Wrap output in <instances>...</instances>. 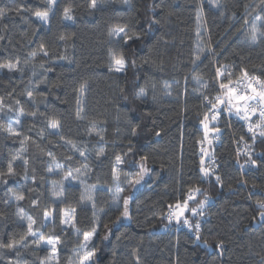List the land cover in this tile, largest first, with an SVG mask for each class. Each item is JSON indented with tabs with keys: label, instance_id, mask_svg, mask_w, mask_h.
<instances>
[{
	"label": "trees",
	"instance_id": "obj_1",
	"mask_svg": "<svg viewBox=\"0 0 264 264\" xmlns=\"http://www.w3.org/2000/svg\"><path fill=\"white\" fill-rule=\"evenodd\" d=\"M90 3L57 0L44 23L34 13L48 10V0H0V64L19 61L16 70L0 68V102L15 103L21 115L20 135L10 134V113L0 104V242L27 244L0 247V264H40L48 256L45 247L23 240L27 226L19 212L36 221L35 229L60 237L57 264H67L75 234L94 228L95 209L89 264H264L257 203L264 201V137L257 129L253 140L248 123L224 105L212 121L211 105L203 100L222 95L216 78L222 65L233 76L247 71L264 80V25L256 41L247 25L256 10L264 24V2L96 0L95 9ZM65 7L73 9L72 19H65ZM124 26L140 39L125 44L109 37L111 29ZM110 52L126 60L123 72L109 71ZM205 114L209 126L219 129L209 134L211 144L201 143ZM52 121L59 122L57 132ZM118 155L124 163L112 203ZM54 162L94 186L92 207L82 203L74 181L60 201L52 199L46 178ZM141 163L148 171L139 184L129 183ZM197 188L188 207L203 215L187 210L179 223L169 222V205H182ZM20 195L23 200L16 199ZM125 198L127 218L121 216ZM66 209H75L70 230L61 225ZM46 211L52 220L44 222Z\"/></svg>",
	"mask_w": 264,
	"mask_h": 264
},
{
	"label": "snow or ice",
	"instance_id": "obj_2",
	"mask_svg": "<svg viewBox=\"0 0 264 264\" xmlns=\"http://www.w3.org/2000/svg\"><path fill=\"white\" fill-rule=\"evenodd\" d=\"M127 2V0H125ZM264 2V0H262ZM57 3V0H48L49 8L46 11H36L34 15L41 21L47 22L49 19V14L52 11V7L55 6ZM90 7L92 9H95L97 7L96 0H91ZM19 11V10H17ZM72 11L73 9L71 7H65L64 8V17L65 19H72ZM5 15V12L3 10H0V18H2ZM118 37L120 39L124 40V43H128L129 40L132 39H140L139 36H129L127 32V26L124 27H117L113 29L112 31L109 32V37ZM61 39H64V37H61ZM252 39H256L255 35V30L253 32ZM43 49V46H41ZM33 56L36 55V53L32 54ZM44 55H47V52H44ZM110 57V63L108 65L109 71H114L117 73L123 72L125 70L126 66V60L122 55L117 56L114 52L109 53ZM65 57H62V59ZM200 57L197 56V59ZM19 61H17V64ZM17 64H0V68H7L10 71L11 70H16ZM217 77L223 76L224 73L218 68L217 69ZM247 82L246 84L244 82ZM256 85H259L257 87ZM219 88L222 90V95H218L215 97V102L209 100V104L211 105L209 111L213 112L214 114L211 116V120L215 121L217 119V116L219 115L218 112V105H224L226 106L227 110L229 112H232L233 109H235V114L242 120L248 122V131L253 133L252 139L255 140L256 135L255 132L257 129H260L259 135L264 137V80H261L259 77L256 76H250L247 71H243L242 75L240 77H237L235 81L232 79H228L227 82H221L219 84ZM81 92H83V88H81ZM141 92H143V89H141ZM31 96V93L28 94ZM206 100H208V97H205ZM79 103V101H78ZM34 115V114H33ZM258 119L256 120L255 123H252V117L257 116ZM77 117L82 119L83 117L80 116V113H77ZM201 125L203 126L204 129V140L201 141L203 143L206 141L208 144L212 143V140L209 139V134L214 133V132H219V129L216 127H210V121H209V115L205 114L203 119L200 121ZM0 127H3L0 125ZM50 127L53 129H56L59 127V122L58 121H52L50 123ZM9 133L15 136H19L20 133L16 132L14 129L9 127L7 129ZM97 135L100 136V139L103 140V136L100 135L99 132H97ZM29 139L28 137H25L24 140ZM244 138L241 137V140ZM23 143V141H22ZM201 151L204 153V155H207V152L202 148ZM98 155H103V149H101L100 153ZM15 159V158H14ZM116 165L113 167V178L114 180H119V171H118V166L124 163V160L122 159L121 156H116ZM142 161H147V157L143 156L141 157ZM26 162V161H25ZM253 164H255V161H252ZM204 160L203 158L201 159V172L207 176L209 175V169L205 168L204 166ZM49 171H51V168H49ZM148 171V169L145 167L144 163L140 164V172H138L135 176L131 178L129 183L132 184H139L140 181L143 179L144 174ZM8 174L11 175L13 174V167L12 164L9 163L8 165ZM127 176V173L125 174ZM71 177V172L67 174L65 178ZM220 178L217 177V180ZM119 191V188H118ZM200 189H193L190 190V193L187 197L186 200L183 201V204L181 205L180 202H177L174 206L169 205V213L167 214V219L169 222H171L173 219H175L178 223L181 221V218L184 217L185 211L190 210L193 215H203V212L197 211V208H191L189 209V201L194 200L195 197L192 195V192H199ZM55 195L59 196L60 193H55ZM17 200H23L24 196L20 195L16 197ZM90 199V197H89ZM207 203V200L201 201L199 204V207L202 209L204 204ZM258 207L262 210L260 212V216L262 219H264V201H258ZM75 209L71 210V213L65 212L64 216L65 219L63 221L64 224H69L72 223L75 219L74 217ZM52 215L51 212H45L44 216L47 219ZM129 215L128 212V198L124 199V210L121 213V216L127 218ZM24 217L21 216V219ZM29 222L27 224V235L23 238V240H27L28 237H36V239L33 241L37 246L41 242L46 243L47 245L51 246V251L53 254L57 251V245L60 243V237L57 236L55 238L48 237L46 238L44 235H38L37 232L33 230V225L36 223L35 220H32L31 217L28 218ZM183 223L190 228L193 227L191 224H189V221L187 219L183 220ZM73 227H75V224L73 223ZM195 230H196V239L199 240V229L200 225L199 223L195 224ZM77 232H79V229H77ZM95 228H93L91 231L84 232L83 233V239L84 243L80 245L81 250H83V255H80L77 253L78 258H79V264H86V262H89L92 260V258L95 256V250H88V245L91 240V238L95 235ZM106 238V237H105ZM222 243V242H221ZM220 245H218L219 247ZM0 247H5L8 249H17L18 247H27V244L23 243L21 241L19 244L17 242H9L7 244H4L3 242H0ZM17 255H19V252L17 251Z\"/></svg>",
	"mask_w": 264,
	"mask_h": 264
},
{
	"label": "rangeland",
	"instance_id": "obj_3",
	"mask_svg": "<svg viewBox=\"0 0 264 264\" xmlns=\"http://www.w3.org/2000/svg\"><path fill=\"white\" fill-rule=\"evenodd\" d=\"M261 9L264 10V5H263V7ZM249 15H250V17L247 20L248 34H249L250 40L256 41L261 35V28H262V26L264 24H263L262 17H261V15H260L258 10H256L255 13L253 12V13H251ZM202 20H203L202 14H201V11H199L198 12V16H197L198 24H202V22H203ZM113 29H115V28H113ZM113 29H111L110 31H112ZM254 30H255V35H256V39L255 40L252 39ZM110 38L112 40L118 39V37H115V36L110 37ZM109 63H110V58H109ZM0 104H2V103L0 102ZM3 106L10 113L9 114V117H10L9 119L10 120H9L8 128L11 127L16 132H18L17 128H18V123L20 121V116H21L19 109L17 108L15 103L9 105V103L6 102ZM226 112L228 114H235L234 111L229 112L227 109H226ZM50 129L53 132H57L58 131V128L53 129V128L50 127ZM49 168H51V171H49ZM67 174L68 173H66L63 170V168H62L60 163L54 162V163H51L48 166L46 182L49 185V193H50V196L52 197V199L54 201H60L62 199L65 186L68 183L74 181V182H77V183L80 184L82 203L84 205H88V206L92 207L93 206L92 199H93V196H94V186L89 184V183H86L83 180H78L77 178H74L73 176L65 178L67 176ZM118 188H119L118 181L114 180L113 183L110 186V193H111L112 203H116L117 196H118V193H119ZM119 190H120V188H119ZM55 193H60V195L57 196V195H55ZM89 197H90V199H89ZM65 212L71 213V210L70 209L64 210V212L62 214L61 225H62L63 229L70 230V229H72V223L73 222L69 223V224H64L63 223V221L65 219V216H64ZM18 216H19L18 219L27 226V224L29 222V220H28L29 216L24 214L23 212H19ZM21 216H23L24 218L21 219ZM94 216H95L94 228L96 230L97 229V225H98L97 218L99 216V212L96 209L94 210ZM50 220H52V216L48 217L47 219L44 216V222H47V221H50ZM33 230L35 232H37L38 235L42 234L46 238H48V237H51V238L57 237L53 232H48V234H45L43 231L35 229L34 225H33ZM75 236H76L75 245L72 247V250L70 252V256L68 258L67 264H79V258H78L77 253H79L80 255H83V250H81V248H80V245L84 243L83 233H76ZM94 236L91 238V240L89 242L88 250H92L91 247H92V241L94 239ZM35 239H36V237H29L28 238L29 242H32V243H33V241ZM59 244L57 245V250H58ZM38 247H45L48 250L47 258L44 259L40 264H57V251L55 252V254H53L52 251H51V246L47 245L44 242H41ZM86 264H89V262H86Z\"/></svg>",
	"mask_w": 264,
	"mask_h": 264
},
{
	"label": "built area",
	"instance_id": "obj_4",
	"mask_svg": "<svg viewBox=\"0 0 264 264\" xmlns=\"http://www.w3.org/2000/svg\"><path fill=\"white\" fill-rule=\"evenodd\" d=\"M220 70L224 73V75H223V76H220V77H217V74H216L217 85H218V86H219V84L222 82L221 80H222L223 78H228V79H232L233 81H235V80L237 79V77H240V76L242 75V72H241V73L237 74L236 76H233L232 69H231L229 66H227V65H222V66L220 67ZM249 75H250V76H256V77H258V76L255 75V74H250V73H249ZM244 83L246 84L247 82L245 81ZM256 86L259 87V85H256ZM205 97H206V95L203 96V100H204L206 103H209V102H208L209 99L206 100ZM257 119H258V115H257V116H253V117H252V122L255 123Z\"/></svg>",
	"mask_w": 264,
	"mask_h": 264
},
{
	"label": "bare ground",
	"instance_id": "obj_5",
	"mask_svg": "<svg viewBox=\"0 0 264 264\" xmlns=\"http://www.w3.org/2000/svg\"><path fill=\"white\" fill-rule=\"evenodd\" d=\"M252 122V121H251ZM246 123H248L247 121H246ZM253 123V122H252Z\"/></svg>",
	"mask_w": 264,
	"mask_h": 264
}]
</instances>
